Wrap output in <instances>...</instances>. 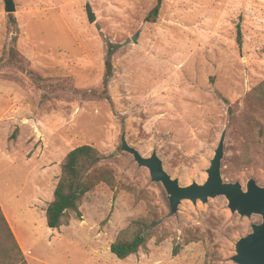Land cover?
Here are the masks:
<instances>
[{"label":"rangeland","instance_id":"1","mask_svg":"<svg viewBox=\"0 0 264 264\" xmlns=\"http://www.w3.org/2000/svg\"><path fill=\"white\" fill-rule=\"evenodd\" d=\"M13 1L7 13L0 0V202L27 264H238L237 243L262 216L232 211L221 194L172 210L123 145L155 154L184 187L206 181L222 142V182L264 187V100L254 95L264 82V0ZM83 144L112 184L95 185L80 219L54 230L41 211L64 156ZM149 212L154 236L118 259L109 244ZM0 264H26L4 227Z\"/></svg>","mask_w":264,"mask_h":264},{"label":"trees","instance_id":"2","mask_svg":"<svg viewBox=\"0 0 264 264\" xmlns=\"http://www.w3.org/2000/svg\"><path fill=\"white\" fill-rule=\"evenodd\" d=\"M158 13L159 4L151 9L146 20L154 21ZM255 91L257 92L254 94L255 97L264 100V82ZM98 159L99 152L87 144L76 146L66 153L60 163V175L54 186L52 199L45 208L47 227L58 229L61 225L67 224L70 215L80 219L79 207L83 197L100 182L112 184L113 177L108 170L95 171L92 169ZM152 215V212H149L147 216L133 220L121 230L109 244L110 252L118 259H123L144 249L147 242L155 234L154 227L157 225V220ZM2 227L5 228L14 245L18 248L0 208V228ZM177 251L178 248L173 249L174 254Z\"/></svg>","mask_w":264,"mask_h":264},{"label":"water","instance_id":"3","mask_svg":"<svg viewBox=\"0 0 264 264\" xmlns=\"http://www.w3.org/2000/svg\"><path fill=\"white\" fill-rule=\"evenodd\" d=\"M4 7L7 13L15 11L13 0H4ZM85 12L88 22L95 20V14L89 3L85 5ZM136 41L135 36L132 38ZM222 142L219 143L211 165L207 170V179L201 184L179 186L177 181L171 179L164 172L161 161L155 154L145 158L135 149L123 145V148L130 152L136 162L149 169L153 180H158L169 194L170 206L174 210L180 199L188 198L195 201L197 198L205 200L208 196L218 194L224 195L228 200V206L232 211L237 210L241 215L250 216L260 214L262 223L252 225V232L241 238L237 243V253L233 260L238 264H264V187H259L253 180H249L246 191H243L238 183H223L220 176V159L222 157Z\"/></svg>","mask_w":264,"mask_h":264},{"label":"crops","instance_id":"4","mask_svg":"<svg viewBox=\"0 0 264 264\" xmlns=\"http://www.w3.org/2000/svg\"><path fill=\"white\" fill-rule=\"evenodd\" d=\"M0 208H1V211H2V213H3V215H4V218H5V220H6V222H7V224H8V226H9V228H10V231H11V233H12V235H13V238H14V240L16 241V243H17V246H18V248L20 249V251H21V254H22V256H23V258H24V261H25V263L27 264V258L29 257V253H28V250L27 249H25L24 247H23V245H22V243H21V241H20V238H19V236L17 235V232H16V229H15V226H14V224H13V222L11 221V217L6 213V211L4 210V208H3V206H2V204H1V202H0ZM36 208V207H35ZM46 208V207H45ZM45 208L41 211V212H44V215H45ZM54 230H56V229H54ZM53 230V231H54ZM50 231H51V229H50ZM26 259V260H25Z\"/></svg>","mask_w":264,"mask_h":264}]
</instances>
